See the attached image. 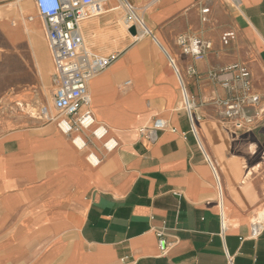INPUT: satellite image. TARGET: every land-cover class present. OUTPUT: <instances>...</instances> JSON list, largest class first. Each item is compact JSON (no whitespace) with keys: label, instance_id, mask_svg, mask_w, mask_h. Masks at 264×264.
Wrapping results in <instances>:
<instances>
[{"label":"crops","instance_id":"obj_1","mask_svg":"<svg viewBox=\"0 0 264 264\" xmlns=\"http://www.w3.org/2000/svg\"><path fill=\"white\" fill-rule=\"evenodd\" d=\"M129 7L145 31L124 24ZM104 8L81 34L91 53L114 58L88 85L96 120L118 141L112 153L101 142L78 150L42 122L54 76L42 20L34 0H0V264H264V231L255 240L250 232L264 211V118L243 131L226 123L214 102L226 92L209 77L241 63L264 95V0H106ZM180 35L212 49L186 57ZM185 95L200 118L198 139ZM156 118L166 129L146 146L137 130ZM161 230L172 244L165 254Z\"/></svg>","mask_w":264,"mask_h":264},{"label":"built area","instance_id":"obj_2","mask_svg":"<svg viewBox=\"0 0 264 264\" xmlns=\"http://www.w3.org/2000/svg\"><path fill=\"white\" fill-rule=\"evenodd\" d=\"M37 13L42 20L49 50L54 64L53 83L56 87L53 96V108L57 116H49L47 109L42 114L55 122L58 129L71 139L78 150H86L93 142H101L106 153H112L118 147V141L109 137L110 129L98 122L91 109L89 82L104 72L113 62L112 57H101L85 48L81 34V24L85 20L104 13L106 0H34ZM130 8L131 15L124 24L128 28L136 24L145 31L143 21ZM210 9H202V21H208ZM33 18L30 17L29 21ZM136 23V24H135ZM235 35L231 32L222 36V43L228 45ZM182 54L195 60H202L212 49V43L194 35H180L176 39ZM189 73L195 75L194 69ZM210 79L218 84L226 96L214 100L220 108L226 123L236 130H249L264 118V95L253 91L250 70L241 63H235L214 71ZM130 81L125 85L129 86ZM185 110L191 131L198 139L197 124L200 118L195 114V104L185 95ZM166 121L156 118L152 124L137 130L146 146L156 143L160 133L166 129ZM94 157L92 162L90 159ZM92 166H99L101 159L94 153L87 157ZM227 223L222 217V230ZM264 231V221L255 216L251 223V239L259 238ZM165 233L158 231V246L166 253L171 243Z\"/></svg>","mask_w":264,"mask_h":264},{"label":"rangeland","instance_id":"obj_3","mask_svg":"<svg viewBox=\"0 0 264 264\" xmlns=\"http://www.w3.org/2000/svg\"><path fill=\"white\" fill-rule=\"evenodd\" d=\"M55 89H56V87H55L54 83H52V81H50V83L48 85V89H47V96L45 97V108L44 109L50 110V106L51 107L53 106V96H54ZM40 114L42 115V118L44 119V121H42L44 124L55 123V122L47 120L41 112H40ZM51 116L54 117L52 114H51ZM56 116H57V113L55 112V117ZM55 125H56V123H55ZM257 161H263L261 155H259V154L256 156V159L254 162H257ZM261 209L262 208H260L257 211V213H259L261 211ZM257 213H256V217H258Z\"/></svg>","mask_w":264,"mask_h":264},{"label":"bare ground","instance_id":"obj_4","mask_svg":"<svg viewBox=\"0 0 264 264\" xmlns=\"http://www.w3.org/2000/svg\"><path fill=\"white\" fill-rule=\"evenodd\" d=\"M35 25H37V23L35 24ZM30 29V28H29ZM38 30V29H37ZM142 35V34H141ZM53 115H54V117H55V110H54V108H53ZM51 113V112H50ZM58 128V127H57ZM59 130V129H58ZM60 131V130H59ZM61 132V131H60ZM62 133V132H61ZM63 134V133H62ZM73 144V143H72ZM92 162L95 160V158L94 157H92L91 159H90ZM263 214H264V211H261V213L259 214V216H258V218L260 219V220H262V221H264V216H263Z\"/></svg>","mask_w":264,"mask_h":264},{"label":"water","instance_id":"obj_5","mask_svg":"<svg viewBox=\"0 0 264 264\" xmlns=\"http://www.w3.org/2000/svg\"><path fill=\"white\" fill-rule=\"evenodd\" d=\"M131 32H132V33H136V28H132V29H131Z\"/></svg>","mask_w":264,"mask_h":264}]
</instances>
